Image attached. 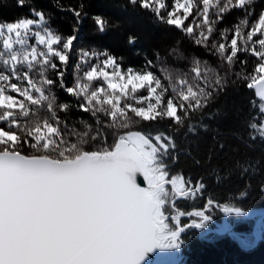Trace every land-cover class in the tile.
Wrapping results in <instances>:
<instances>
[{"label": "snow or ice", "instance_id": "1", "mask_svg": "<svg viewBox=\"0 0 264 264\" xmlns=\"http://www.w3.org/2000/svg\"><path fill=\"white\" fill-rule=\"evenodd\" d=\"M104 2L179 33L167 55L186 65L136 49L132 33L139 61L80 46L85 23L93 37L124 34L90 0H51L66 32L40 0H15L26 14L0 19V264H182L216 212L248 215L215 188L242 181L244 198L255 180L264 194V0ZM230 97L232 126L206 123L228 117ZM202 132L213 141L204 159L189 141ZM226 149L231 164L213 163Z\"/></svg>", "mask_w": 264, "mask_h": 264}, {"label": "trees", "instance_id": "2", "mask_svg": "<svg viewBox=\"0 0 264 264\" xmlns=\"http://www.w3.org/2000/svg\"><path fill=\"white\" fill-rule=\"evenodd\" d=\"M63 2L68 3L69 0H63ZM72 2L75 3V0H72ZM40 5L53 12L54 25L59 26L62 31H68L70 19L62 14L56 13L55 9L51 7V0H40ZM89 10L90 12L108 16L112 20H119L124 27V34L112 32L102 38L93 37L89 30L90 25L85 23L80 33V46H87L89 43L94 42L96 46H103L104 48L110 49L118 57L124 56L127 59L139 61V57L133 56L134 49L128 47L125 43V35L132 33L137 37L136 49L147 52L149 56L158 50L161 57L165 58L164 63L166 66L185 67L186 61H175L173 57L167 55L169 46L179 38V33L166 31L163 26L151 23L147 17H137L114 11L104 0H90ZM25 14L26 9L22 10L17 8L15 6V0H0V19L13 20ZM225 23L230 24L231 17ZM180 47L190 57H203V50L192 49L188 41L182 43ZM61 98L65 99L64 97ZM234 102L238 105V98L230 97L227 102L225 110L229 112L228 117H222L216 121H206V123H209L213 127H219L222 131L226 132L233 123L231 109ZM221 104H223V101L219 102L216 106H220ZM189 141L194 142L191 145L192 149L201 159H204V154L213 146L210 132H202L198 139L190 137ZM229 142L232 144L236 143L234 140H230ZM178 144L180 147L188 146V142L181 141L179 138ZM197 148L199 149L198 152ZM225 151L228 152V155L225 156L221 153L219 156L214 157L213 163L230 165L234 154L227 149ZM185 167L189 171H200L199 169L191 168L190 161H185ZM242 183V181L238 182L234 179L231 183L221 188H215L212 193L220 200L227 201L230 198L236 199V205L242 209L264 207V194H261L257 190L255 180L253 181L252 187L248 190L249 194L244 198H239L238 190ZM253 226V220L240 221L237 224L235 229L240 234L241 240L245 234H251L253 232ZM260 232V237L263 238L262 242L256 249L249 252L242 250L233 237H223L216 242H206L194 238L182 249L179 261H182V264H264V226L261 227Z\"/></svg>", "mask_w": 264, "mask_h": 264}, {"label": "water", "instance_id": "3", "mask_svg": "<svg viewBox=\"0 0 264 264\" xmlns=\"http://www.w3.org/2000/svg\"><path fill=\"white\" fill-rule=\"evenodd\" d=\"M246 212H248V215L245 217H241L239 219H249V218H255V217H261L264 218V207H258V208H250V209H244ZM223 215V225L222 227L218 228H214V229H208L216 234H218L220 236V238L223 237H228V236H232L235 240V242L238 244V246L244 250V251H252L254 249H256L258 247V245L262 242L263 238L262 237H256V241L255 243L251 246V247H244L241 243V236L240 234L236 231L234 226H231L229 224L228 221V217L229 216H224L223 213H221ZM258 224V222L255 223V226ZM200 240H205L207 242H215L216 239H209L206 238L204 236H199L198 237ZM178 260H179V256H178ZM237 264H242V263H237Z\"/></svg>", "mask_w": 264, "mask_h": 264}, {"label": "flooded vegetation", "instance_id": "4", "mask_svg": "<svg viewBox=\"0 0 264 264\" xmlns=\"http://www.w3.org/2000/svg\"><path fill=\"white\" fill-rule=\"evenodd\" d=\"M210 195H213L220 203H231V204H236V199L230 198L227 201L224 200H220L217 198V196L214 193H210ZM203 203V201H196L193 202L192 205L188 208V210H198L201 207V204ZM241 220V219H240ZM239 218L235 217V216H230L228 217V221L229 224L231 226L236 227L237 224L240 222ZM223 225V215L220 212H216V214L213 217V220L211 221V223L208 226V229H214V228H220ZM194 231V235H192L191 239L189 240V242L187 243V245L191 242V240H193L194 238L200 240L198 237L199 236H204L206 238L209 239H216V241H218L220 239V236L210 230H207V232L205 234H202L200 232V230H193ZM205 241V240H202ZM215 241V242H216ZM207 242V241H206ZM251 247V246H250ZM182 251V250H181Z\"/></svg>", "mask_w": 264, "mask_h": 264}, {"label": "rangeland", "instance_id": "5", "mask_svg": "<svg viewBox=\"0 0 264 264\" xmlns=\"http://www.w3.org/2000/svg\"><path fill=\"white\" fill-rule=\"evenodd\" d=\"M250 220L254 221L253 232L251 234H245V236H243L242 238V241L247 240L250 242V246H252L256 241V237H260V233H261L260 229L262 226H264V218L255 217V218H249V219H243V220L241 219L240 221L244 222V221H250ZM256 222H258L257 226H255ZM180 257H181V253L179 254V258Z\"/></svg>", "mask_w": 264, "mask_h": 264}, {"label": "bare ground", "instance_id": "6", "mask_svg": "<svg viewBox=\"0 0 264 264\" xmlns=\"http://www.w3.org/2000/svg\"><path fill=\"white\" fill-rule=\"evenodd\" d=\"M230 217V216H229Z\"/></svg>", "mask_w": 264, "mask_h": 264}]
</instances>
